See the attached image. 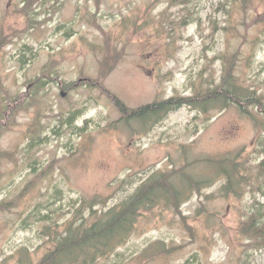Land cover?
I'll use <instances>...</instances> for the list:
<instances>
[{"label": "rangeland", "instance_id": "rangeland-1", "mask_svg": "<svg viewBox=\"0 0 264 264\" xmlns=\"http://www.w3.org/2000/svg\"><path fill=\"white\" fill-rule=\"evenodd\" d=\"M224 57L252 115L183 106L143 122L118 105L214 91ZM259 104L264 0H0V120L16 107L0 123V264L38 263L154 173L217 183L183 205L185 219L163 205L145 212L98 264H264L263 243L245 232L250 207L264 206ZM224 159L247 176L238 197L212 176Z\"/></svg>", "mask_w": 264, "mask_h": 264}, {"label": "trees", "instance_id": "trees-1", "mask_svg": "<svg viewBox=\"0 0 264 264\" xmlns=\"http://www.w3.org/2000/svg\"><path fill=\"white\" fill-rule=\"evenodd\" d=\"M250 1V0H245ZM190 9V8H189ZM188 10V9H187ZM224 68L220 85L214 91H197L189 97H175L160 103L139 108L131 111L118 103L120 109L132 117L131 120H141L147 122L155 116H159V121L163 120L171 113L176 112L181 107H189L203 113H209V109L218 107L225 110L235 106L243 114H251L248 100L253 101L250 91H247L243 84H240L235 72L234 60L223 58ZM111 69L105 65L103 74L106 77ZM98 81L91 86L97 87ZM252 105V103H251ZM260 111L264 113V108L259 104ZM15 109L10 108L6 115H3L0 123L9 122L15 114ZM2 126L0 125V131ZM0 153V161L2 158ZM231 159V158H230ZM233 164L229 159L220 161V172L213 173L212 176L223 177L225 184L220 192L225 196L241 195L242 187L247 185V176L240 173V164ZM177 173H154L147 182L137 189L135 194L125 201L115 206L105 213L96 217L92 225L80 224L71 225L62 236L55 248L52 249L41 261L34 263L29 259H22L19 264H98L102 259L109 258L133 235L142 215L160 205L173 209L178 215L185 219L183 205L187 203L195 192L201 193L203 185L212 187L217 182L215 177L201 181L188 177L184 186H180ZM261 188V185H259ZM191 189L194 191L189 192ZM251 217L245 227V232L250 236L259 239L264 245V206L260 202L254 203L250 207ZM264 248V247H263Z\"/></svg>", "mask_w": 264, "mask_h": 264}, {"label": "water", "instance_id": "water-1", "mask_svg": "<svg viewBox=\"0 0 264 264\" xmlns=\"http://www.w3.org/2000/svg\"><path fill=\"white\" fill-rule=\"evenodd\" d=\"M62 96L65 97V96H67V94L63 93Z\"/></svg>", "mask_w": 264, "mask_h": 264}]
</instances>
